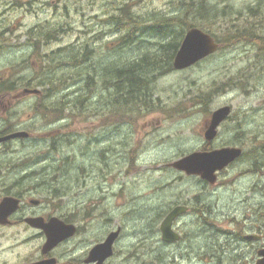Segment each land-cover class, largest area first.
<instances>
[{
    "label": "rangeland",
    "instance_id": "374dc122",
    "mask_svg": "<svg viewBox=\"0 0 264 264\" xmlns=\"http://www.w3.org/2000/svg\"><path fill=\"white\" fill-rule=\"evenodd\" d=\"M16 1L18 6H14ZM192 1L39 0L48 7L43 9L35 3L33 7L28 5V10L20 7L21 0H0V38L3 39L0 81L20 80L36 74L40 66L45 67L39 53L32 51L34 40H29L27 54L19 50V46L27 43L13 39L15 34L33 28L39 19L53 20L59 24L54 26L64 31L59 40L46 43L48 54L51 53L49 60L55 59L54 52L59 48L66 49L63 56L89 46L96 53L94 57L89 55L92 58L84 66L96 64L102 69L105 64L123 59L133 61L157 50L159 39L155 35H139L133 44L118 48L125 31L109 21V17L117 15L119 4L129 3L141 22L155 16L178 15L185 9L184 3ZM207 1L219 10L226 7L227 15L221 17L220 23L233 21L240 28L253 25L259 35H264V0ZM251 7L257 8L258 16L249 13ZM107 11L110 14L105 15ZM220 23L212 22L208 26L224 42ZM258 44L255 41L229 46L221 43L216 53L196 65L157 75L153 81L156 109L144 115L145 109L141 108L142 115L134 116V121L116 124L110 118L112 113L105 116L102 101L112 102L113 90L97 83L87 97L90 110L77 115L72 113L73 116L66 118L64 132L57 137L60 141L54 147L48 139L29 142L30 161L45 162L50 167L49 172L58 167L55 173L59 179L54 190L59 186L68 191L63 195L64 206L66 210H75L83 228L76 242L87 241L81 244L80 254L88 253L111 229L123 226L124 234L108 264L142 263L135 258L143 259L145 243L158 247L165 259L161 264H195L192 260L200 256L201 248L202 252L207 251V245L210 254L217 252L224 257V264H239L236 261L239 257L250 264L251 241L240 242L235 236L250 234L255 223H264V48L260 51ZM11 66L14 72L8 74ZM57 66L56 76L63 77L62 68ZM69 68V83L87 78L85 73L79 76L81 67ZM84 84L80 82L73 88L79 93L73 94L72 99L81 97L80 87ZM199 96L208 100L205 109L196 104ZM37 105L38 102L34 110L29 109L34 114L29 126L41 133L48 132ZM225 105H230L233 112L221 125V136L209 142V146L219 149L230 144L242 148L245 156L221 175L218 184L205 185L200 181L201 176L187 175L170 164L190 153L205 150L208 142L204 124L214 110ZM19 106L27 107L24 103ZM93 108L99 113H94ZM113 109L112 103L110 111ZM248 171L252 172L244 175ZM198 195L203 199L202 215L193 213L178 223L188 235L185 245H189L188 249H183L184 245L177 248L164 244L157 231L172 208L171 203H192ZM37 244L38 240L29 239V257L36 252ZM190 246L193 254H185ZM153 256V253L145 255L143 263L151 262Z\"/></svg>",
    "mask_w": 264,
    "mask_h": 264
},
{
    "label": "flooded vegetation",
    "instance_id": "af4514ba",
    "mask_svg": "<svg viewBox=\"0 0 264 264\" xmlns=\"http://www.w3.org/2000/svg\"><path fill=\"white\" fill-rule=\"evenodd\" d=\"M21 1L22 3L25 1L23 5L28 10L29 7H33L35 3H38V5L43 9L48 7L47 3L38 2L39 0H35L34 3L30 2V0ZM28 5L30 6L28 7ZM14 6H18L17 1L14 3ZM54 25L59 24L53 23V20L39 19L33 28L29 29L28 27L25 32L15 34L13 39L25 41L27 44L19 46V50L29 54V40L55 41L62 37V30ZM37 26H41L43 29L39 30ZM2 40L3 39L0 38V45H2ZM33 49L35 50L34 43L32 45V50ZM12 72L14 71L11 66L8 74H11ZM29 77L20 80L10 79L0 81V138H5L6 136L19 132L27 133L26 137H17L0 141V205L6 199L10 201L7 213V222L2 223L0 220V264H32L52 257L57 259L56 264H97L96 262L88 261L90 251L88 253L80 254L79 249L81 244H85L87 242L86 240H81L78 243L76 242L78 237L83 233V228L80 225V219L78 218L75 210H72V208L66 210V206H64L62 201L64 196L58 197L59 200H57V197L54 196L52 191L53 187H50L49 184L50 178L47 176L50 171V167L47 166L45 162L29 160V157L31 156L29 154V142L31 140L36 139L37 141H40L48 139L52 144L60 141L57 137L61 132H64L66 120L65 110L62 103L66 92L64 89L65 86L60 85L58 82H45L42 84L34 81L33 75H30ZM76 85L78 84H75V87ZM36 87L40 88L39 92H29L30 89H34ZM108 89L110 90L111 88ZM42 99L50 102L46 104V109H50L51 112L48 118L45 119V124L48 128V132L45 133H41V131L32 129L29 126V122L34 116L29 109L34 110V105L36 106L37 102L39 104L37 107H40ZM23 103L26 104L27 107L19 106ZM17 104H19V107H16ZM25 111H27V113H25ZM96 111L99 113L98 110ZM37 114H40V112ZM223 123H221V125ZM209 124L210 118L205 122L204 128L209 126ZM55 127H57V132H55ZM36 132L38 133L36 134ZM220 136L221 132L219 128L218 135L212 141L217 140ZM212 141L207 140L208 144H206L204 148L206 151L215 149L209 146V142ZM228 146L231 145L226 144L223 147ZM244 156L245 153L243 150L241 156H239L235 161L230 163L224 169L218 170L216 172L217 180L215 183H211L209 180L202 177L200 181L205 185L218 184V181L222 178L221 175L226 174V172L230 170L234 164L240 162ZM40 164L42 166H38ZM251 172L252 171L245 172L244 175ZM200 197L201 196L199 195L195 196V202L192 203L182 201L171 203L172 208L170 211L179 206L186 207L187 209L184 214L179 216L174 221L173 231L177 239L172 242L163 241L164 244L177 248L184 245L183 249H188L189 245L185 247L188 235L182 231L183 228L179 226L178 223L185 216L190 214L195 213L196 215H202L203 199ZM53 217H58L65 223L75 225L77 227V231L74 236L64 240L54 249L45 253L43 252V245L47 240V235L42 228L31 225L29 223V218H38L43 222H48ZM114 230H120L119 237L115 242L116 245L122 239V235L124 234L123 226L111 229L108 231L106 236L103 239H100L97 243L104 241L107 235ZM157 232L162 235L161 225L158 227ZM30 238L38 240V244L36 246V252L29 257ZM235 239L240 242H246L247 240L251 241L252 256L250 264H258L259 260L262 258L260 253L263 254L264 252V223H255L252 233L244 234L242 236L237 235L235 236ZM115 245L113 256L115 255ZM142 247H145V255L153 253L154 256L152 257L153 259L151 258L152 261L148 263H143L146 261L145 255L142 260L135 258L136 261L142 262L140 264H161L164 262V256L160 253L158 247L155 245H146V243L145 246ZM206 247L207 251L205 252H202V248L199 250L198 254L200 256H196V259L192 260L191 257H182V259L192 260L195 264H224L223 256L217 252L210 254L208 245ZM182 250H180L179 253ZM57 251H59V254L56 253ZM193 252L194 250L190 246V250L185 254L192 255ZM113 256L109 257L103 264H108V261ZM236 261L239 264L247 263L243 257L237 258Z\"/></svg>",
    "mask_w": 264,
    "mask_h": 264
},
{
    "label": "trees",
    "instance_id": "16d2710c",
    "mask_svg": "<svg viewBox=\"0 0 264 264\" xmlns=\"http://www.w3.org/2000/svg\"><path fill=\"white\" fill-rule=\"evenodd\" d=\"M184 5L185 9L182 13L173 17L155 16L139 22L135 14L132 12V8H129V3L119 4L116 9L118 12L116 13L117 15L109 17V21H112L114 25H117L118 28H123L125 31L124 35L119 39L118 48L123 49L133 44L136 39H139V35H155L156 38L159 39V42H156L157 50L155 52L150 51L133 61L123 59L118 60L113 64H105L102 69H98L96 64L93 66L85 64L86 66H84L85 62H88L90 58L94 57L96 53L94 48L85 46L81 51L71 50L63 56H61L62 52H66V49L64 47L59 48L54 52L56 55L55 59L53 58L52 60H49L48 56H50L51 53L48 54L47 51H42V48H44L45 43H47L48 40H36L33 42L35 52L37 51L39 53L40 62L42 61L45 67L40 66V71L35 70L36 74H33V79L42 84L58 80L60 85L65 86L64 88H66V90L70 89L69 92L65 93L64 101L62 102L66 116H73L81 111L84 112L85 110H90L87 97L92 87L97 83L99 85L103 84L105 89L111 88L113 90L112 102L104 99L102 101L101 109L105 111V116H109L112 113L110 118L113 119V123L119 124L120 122L133 120L134 116H141V108L145 109L144 115L156 109L157 100L153 97V81L157 75H161L165 71L174 70V57L182 43L185 32L189 28L196 26L210 32L220 43V48L221 43L229 46L237 45L246 41H255L257 43L259 42L258 47L261 48L260 51L263 50L264 35H259L253 25L240 28L239 24L234 23L233 21L228 23L225 22V24L220 23L221 17L227 15L225 10L226 7L224 10H219L208 3L207 0H193L192 2H185ZM256 10L257 8L251 7L249 13H251L252 16H258ZM108 14L110 13L107 11L105 15ZM212 22L220 23V26L222 25L221 28L224 29L225 34L224 42H222L221 37L214 32L210 26H208ZM37 28H39V30L43 29L41 26H37ZM62 32L64 31L62 30ZM57 58H61V60L59 61ZM56 60L58 62L57 64L55 63ZM101 64L102 63H99L100 66H102ZM57 65L60 66L59 68H62L60 71L62 72L61 75H63V77L58 78V76H56L55 73H57L56 70L58 69ZM70 66L78 69L81 67L79 76H82L85 73L87 78H82L79 81L69 83ZM97 72H99V75H97ZM97 78H99V80ZM21 79L25 78L22 77ZM75 82L76 84H80V82L85 84L82 88L80 87V91L83 90L81 97L78 96L76 99H72L75 92L79 93V90L72 89L75 86ZM195 101L196 104L202 105L201 109L207 107L208 100L205 96H199ZM42 103L46 105L50 102L42 101ZM112 103L114 109L111 112L109 109ZM86 105H88V107ZM40 109L45 118L51 113L50 109H46L45 107H40ZM92 110L94 113L96 112L95 108ZM196 111L197 110L190 113ZM136 112L137 114H135ZM53 145L54 143L51 146L54 147ZM57 168L58 167H55V171H57ZM55 171L47 174L50 178V187H53V190L59 179L58 173H55ZM67 193V190H62L59 186H56V189L54 190V195L56 197L66 195Z\"/></svg>",
    "mask_w": 264,
    "mask_h": 264
},
{
    "label": "water",
    "instance_id": "95a60500",
    "mask_svg": "<svg viewBox=\"0 0 264 264\" xmlns=\"http://www.w3.org/2000/svg\"><path fill=\"white\" fill-rule=\"evenodd\" d=\"M218 47L219 44L212 34L199 27H192L186 31L183 41L174 57V68L176 70L189 68L212 55L217 51ZM231 113L232 107L230 105L222 106L213 111L209 126L204 128L206 140L212 141L218 135L221 123L227 120ZM26 136L27 133L19 132L6 136L5 138H0V141ZM242 151V148L231 146L211 151H196L176 160L172 165L176 169L185 171L189 175H200L211 183H215L217 180L216 172L235 161L241 156ZM9 202L6 199L0 205V220L2 223L7 222ZM186 209V207L182 206L176 207L162 221L161 231L165 241L170 242L177 239L174 235L173 223ZM29 223L45 231L47 235V240L43 245V252L45 253L54 249L64 240L74 236L77 231L75 225L65 223L58 217H53L48 222H43L38 218H29ZM119 234L120 230H115L104 241L96 244L90 250L88 261L103 264L109 257L113 256L114 245ZM260 255H262V258L258 264H264V252L263 254L260 253ZM56 262V258H49L32 264H56Z\"/></svg>",
    "mask_w": 264,
    "mask_h": 264
}]
</instances>
